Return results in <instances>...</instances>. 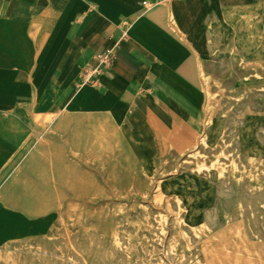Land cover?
I'll return each instance as SVG.
<instances>
[{
	"label": "rangeland",
	"instance_id": "obj_1",
	"mask_svg": "<svg viewBox=\"0 0 264 264\" xmlns=\"http://www.w3.org/2000/svg\"><path fill=\"white\" fill-rule=\"evenodd\" d=\"M233 2L259 12L257 28L236 20L207 26L196 127L182 129L191 148L178 153L174 125L161 127L164 143L141 160L149 133L134 148L119 129H83L56 181L40 168L30 187L26 173L6 174L1 264H218L205 248L233 224L264 243V0ZM246 41L252 46L239 43Z\"/></svg>",
	"mask_w": 264,
	"mask_h": 264
},
{
	"label": "crops",
	"instance_id": "obj_2",
	"mask_svg": "<svg viewBox=\"0 0 264 264\" xmlns=\"http://www.w3.org/2000/svg\"><path fill=\"white\" fill-rule=\"evenodd\" d=\"M233 1L0 0V192L8 173L29 187L37 168L56 181L83 129H119L134 148L149 133L141 160L164 143L161 127L195 129L207 26L229 21L234 4L237 14ZM106 48L110 66L78 87Z\"/></svg>",
	"mask_w": 264,
	"mask_h": 264
},
{
	"label": "bare ground",
	"instance_id": "obj_3",
	"mask_svg": "<svg viewBox=\"0 0 264 264\" xmlns=\"http://www.w3.org/2000/svg\"><path fill=\"white\" fill-rule=\"evenodd\" d=\"M235 3V2H234ZM237 10V4H234L233 7L230 6L227 9V19L236 20V22L241 25V27L255 26L256 16L259 15L257 10H250L249 4L240 5L238 7V13H235ZM242 15V18H238V14ZM171 18H173L171 14ZM213 30V29H212ZM193 34L194 32H187ZM186 43L189 45L193 51L196 58L199 57V47L198 42L194 43L192 39L185 38ZM242 46H252L251 41L239 42ZM251 43V44H250ZM252 49V48H251ZM250 49V53L252 50ZM211 63V62H210ZM214 67V64H213ZM211 69V68H210ZM228 70V69H227ZM224 73V72H223ZM236 73V72H235ZM252 73V72H251ZM222 74V73H221ZM242 76V75H241ZM238 77V76H237ZM234 78V77H233ZM252 77L250 78V80ZM248 80V81H250ZM263 82V81H262ZM228 83V82H227ZM182 85V84H181ZM231 85V84H230ZM213 89V88H212ZM215 90V89H214ZM241 90V88L239 89ZM202 97V95H201ZM202 101V100H201ZM229 104V103H228ZM201 105V104H199ZM252 106V105H251ZM201 107V106H200ZM251 108V107H250ZM201 110V109H200ZM250 110V109H249ZM263 110V109H262ZM261 111V110H260ZM234 116V115H233ZM236 121V120H235ZM174 135L172 139L171 146L178 152L184 153L193 144L194 140L191 136L183 132L182 128L174 124ZM230 139V138H229ZM238 147V146H237ZM201 148V147H200ZM197 149V148H196ZM137 153V151H136ZM242 156V155H241ZM190 159V158H189ZM195 160V159H194ZM201 161V160H200ZM208 162V161H207ZM245 162V161H244ZM169 163V162H168ZM171 163V162H170ZM193 165V164H192ZM248 165V164H247ZM246 165V166H247ZM185 166V165H184ZM187 166V165H186ZM169 168V167H168ZM169 170V169H168ZM180 171V170H179ZM206 172V171H205ZM202 174V173H201ZM122 175V174H121ZM121 177V176H120ZM143 178V177H142ZM233 181V180H232ZM212 183V182H211ZM227 184V183H226ZM232 184V183H231ZM221 185V184H220ZM219 185V186H220ZM233 185V184H232ZM244 185V184H242ZM224 188V187H222ZM221 188V189H222ZM234 188V187H233ZM232 189V188H231ZM244 190V189H243ZM224 191V190H223ZM228 191V190H227ZM230 191V190H229ZM228 191V193H229ZM241 191V190H240ZM246 191V190H245ZM217 192V191H216ZM245 193V192H244ZM231 194V193H230ZM247 194V193H246ZM259 194V193H258ZM218 196V195H217ZM180 197V196H179ZM225 197V196H224ZM230 199V198H229ZM171 201V200H170ZM173 201V200H172ZM217 201V200H216ZM176 204V203H173ZM227 204V203H226ZM151 207V206H150ZM137 208V207H136ZM207 209V208H206ZM255 209V208H254ZM150 210V209H149ZM148 211V210H147ZM157 211V210H156ZM160 211V210H159ZM2 212V210H1ZM151 212V211H150ZM152 213V212H151ZM183 213V212H182ZM206 213H208L206 211ZM212 213V212H211ZM209 214V213H208ZM215 214V213H214ZM213 214V215H214ZM183 215V214H182ZM210 216V215H209ZM135 217V216H134ZM216 217V216H215ZM208 218V217H207ZM153 219V218H152ZM170 219V218H169ZM175 219V218H174ZM210 219V218H209ZM220 219V218H219ZM44 220V219H43ZM156 220V219H155ZM251 220V219H250ZM257 220V218L255 219ZM174 222V221H173ZM207 222V221H206ZM169 223V222H168ZM216 223V222H215ZM247 223V221H246ZM257 223V222H256ZM173 224V223H171ZM214 224V223H213ZM20 225V224H19ZM89 225V224H88ZM170 225V224H169ZM247 225V224H246ZM8 226V225H7ZM125 226V225H124ZM248 226V225H247ZM246 226V227H247ZM253 226V225H252ZM9 227V226H8ZM121 227V226H120ZM130 227V226H129ZM186 227V226H185ZM123 228V227H121ZM131 228V227H130ZM168 228V227H167ZM172 228V227H171ZM183 228V227H182ZM187 228V227H186ZM213 228V227H212ZM215 228V227H214ZM55 229V228H54ZM74 229V228H73ZM169 229V228H168ZM69 230V229H68ZM186 230V229H185ZM63 231V230H62ZM158 231V230H156ZM188 231V230H187ZM72 232V231H71ZM249 232V229H248ZM16 233V232H15ZM44 233V232H43ZM51 233V232H50ZM142 233V232H141ZM189 233V232H188ZM260 233V232H259ZM38 234V233H37ZM78 233H76L77 235ZM98 234V233H97ZM250 234V233H249ZM140 235V234H139ZM161 235V234H160ZM159 235V236H160ZM261 235V234H260ZM86 236V235H85ZM263 236V235H261ZM18 237V236H17ZM87 237V236H86ZM142 237V235H141ZM167 237V236H166ZM260 237V236H259ZM39 238V237H38ZM63 239V238H62ZM66 239V238H65ZM33 240V239H32ZM122 240V239H121ZM124 240V239H123ZM165 240V239H164ZM41 242V240H40ZM167 243V241H165ZM193 242V241H192ZM10 244V243H9ZM155 244V243H154ZM162 244V243H161ZM165 244V243H164ZM163 244V246H164ZM59 245V244H58ZM159 245V244H158ZM149 246V245H148ZM160 246V245H159ZM166 246V245H165ZM7 247V246H6ZM110 247V245H109ZM162 247V246H161ZM195 247V246H194ZM1 248V247H0ZM166 248V247H165ZM199 248V247H198ZM53 249V248H52ZM51 249V250H52ZM7 250V249H6ZM120 250V249H119ZM16 251V250H15ZM58 251V250H57ZM163 251V250H162ZM18 252V251H17ZM22 252V251H21ZM120 252V251H119ZM194 253V249L192 251ZM48 253V252H47ZM141 253V252H140ZM166 253V252H165ZM78 254V253H77ZM205 254L207 257L216 261L218 264H264V243H256L252 241L240 225H227L224 228L217 231L208 242V245L205 248ZM71 255V254H70ZM160 255V254H159ZM165 255V254H164ZM167 255V254H166ZM148 256V255H147ZM170 256V255H169ZM124 257V256H123ZM164 257V256H163ZM54 258V257H53ZM74 258V257H73ZM79 258V257H78ZM81 258V257H80ZM119 258V257H117ZM122 258V256H121ZM167 258V257H166ZM189 258V257H188ZM68 259V258H67ZM76 259V258H75ZM82 259V258H81ZM190 259V258H189ZM115 260V259H114ZM162 260V259H161ZM195 260V259H194ZM169 261V260H168ZM156 262V261H155ZM167 263V262H166ZM1 264V263H0ZM81 264V263H80ZM173 264V263H172Z\"/></svg>",
	"mask_w": 264,
	"mask_h": 264
},
{
	"label": "built area",
	"instance_id": "obj_4",
	"mask_svg": "<svg viewBox=\"0 0 264 264\" xmlns=\"http://www.w3.org/2000/svg\"><path fill=\"white\" fill-rule=\"evenodd\" d=\"M115 57L113 48H106L103 51L97 53L95 58V65H86L80 74L81 83L83 84L96 85L97 82L94 79L95 76L100 75L105 69H107L112 63Z\"/></svg>",
	"mask_w": 264,
	"mask_h": 264
}]
</instances>
